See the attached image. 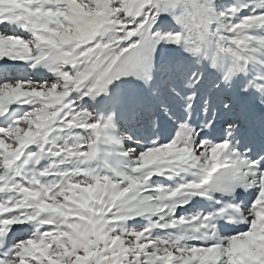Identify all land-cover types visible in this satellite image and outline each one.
<instances>
[{"label": "snow or ice", "instance_id": "obj_1", "mask_svg": "<svg viewBox=\"0 0 264 264\" xmlns=\"http://www.w3.org/2000/svg\"><path fill=\"white\" fill-rule=\"evenodd\" d=\"M0 264H264V0H0Z\"/></svg>", "mask_w": 264, "mask_h": 264}]
</instances>
